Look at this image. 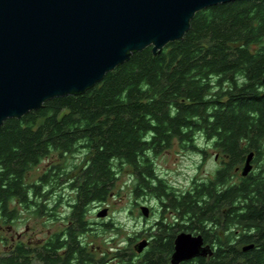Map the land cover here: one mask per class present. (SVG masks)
<instances>
[{"label":"trees","instance_id":"16d2710c","mask_svg":"<svg viewBox=\"0 0 264 264\" xmlns=\"http://www.w3.org/2000/svg\"><path fill=\"white\" fill-rule=\"evenodd\" d=\"M185 35L160 54L134 53L85 93L0 126V264H171L182 232L201 235L214 252L183 264H264V0L199 11ZM173 148L202 162L213 150L217 168L178 190L154 162ZM77 155L82 163L69 165ZM125 170L131 195L156 202L158 215L125 247L97 255L89 233L121 229L111 220L95 228L88 216L117 196ZM44 218L39 238L9 244L2 234ZM59 220L53 232L48 224ZM144 236L139 254L130 245Z\"/></svg>","mask_w":264,"mask_h":264},{"label":"water","instance_id":"95a60500","mask_svg":"<svg viewBox=\"0 0 264 264\" xmlns=\"http://www.w3.org/2000/svg\"><path fill=\"white\" fill-rule=\"evenodd\" d=\"M235 1L0 0V126L51 99L85 93L136 52L152 47L160 54L186 36L199 11ZM252 159L242 176L251 173ZM140 210L150 216L147 206ZM175 239L171 264L214 253L201 235ZM148 245L144 239L134 249L142 254Z\"/></svg>","mask_w":264,"mask_h":264},{"label":"rangeland","instance_id":"374dc122","mask_svg":"<svg viewBox=\"0 0 264 264\" xmlns=\"http://www.w3.org/2000/svg\"><path fill=\"white\" fill-rule=\"evenodd\" d=\"M201 146H204V142L200 143ZM82 155H77V157H69V165L72 163H82ZM81 160L80 162H78ZM156 164L157 172L160 176L164 177L166 181L171 184L174 188L178 190L189 189L192 179L195 177H200L205 180L208 176H212V173L216 170L218 162L215 160V152L213 150L209 151V156L206 161L202 162L200 157L194 153H183L180 152L177 148L171 149V151L166 152L162 156H159L154 159ZM46 164L39 166L31 176V179H37V177L44 172ZM120 180L118 181V193L117 196L112 197L108 202L103 205H94L91 208L89 214V220L94 223V227H98L101 223L111 220L120 226L121 230L108 232L106 235L97 228L89 233L86 239L91 242L95 241L96 245H100L101 249L97 251V255H100L101 252H105L112 247H118L119 244L122 247H125L128 242L126 241L127 236L133 235L135 232H142L144 229L149 228L155 221L157 217V203L150 199H138L135 200L131 195V184L132 177L130 176V171L125 170L120 175ZM69 197V194H65L66 197ZM139 203V206L136 204ZM145 205L150 210V216L146 218L142 215L140 208ZM107 209V215L105 218L98 217V213ZM62 217H65L68 212V205L66 202L58 209ZM23 219L25 214L22 215ZM171 219V218H170ZM43 222H47L46 219H42L37 222L26 221L20 222V227L18 229V221L15 224L14 228H6L4 230V237L8 240L9 244L12 242L15 244L19 241V238L26 240L30 237L39 238L38 235H43L47 233L46 227L43 225ZM64 221L59 220L54 224H48L53 232L62 228ZM45 224V223H44ZM97 236V237H94ZM144 239H147V236H144L138 241H135L130 245V248L134 247L143 242Z\"/></svg>","mask_w":264,"mask_h":264},{"label":"flooded vegetation","instance_id":"af4514ba","mask_svg":"<svg viewBox=\"0 0 264 264\" xmlns=\"http://www.w3.org/2000/svg\"><path fill=\"white\" fill-rule=\"evenodd\" d=\"M204 246H208V245H206L205 244V241H204ZM210 246V245H209ZM209 257V256H208ZM196 259H204V260H207L208 258H202V257H200V258H196ZM196 259H194V260H191V261H187V263H190V262H193V261H196ZM184 263V262H183ZM182 263V264H183Z\"/></svg>","mask_w":264,"mask_h":264}]
</instances>
